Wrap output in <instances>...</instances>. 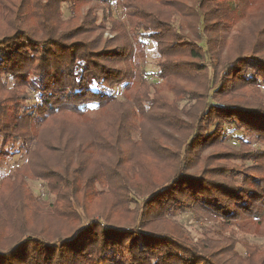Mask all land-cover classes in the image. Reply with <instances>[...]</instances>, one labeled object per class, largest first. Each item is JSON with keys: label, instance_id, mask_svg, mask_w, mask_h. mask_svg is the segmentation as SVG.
<instances>
[{"label": "trees", "instance_id": "trees-1", "mask_svg": "<svg viewBox=\"0 0 264 264\" xmlns=\"http://www.w3.org/2000/svg\"><path fill=\"white\" fill-rule=\"evenodd\" d=\"M86 1L0 0V143L10 148L9 159L15 155L21 159L15 173L2 179H7V186L0 195H9L16 185L19 190L11 199L17 204L22 194L30 198L23 189V176L39 180L53 197L48 217L61 220L56 226L13 224L0 234V264H102L99 249L103 252L119 243L127 229L142 241L128 249L134 255L132 264H264V255L251 263L234 249L231 257L216 260L207 255H212L206 249L213 246H198L206 250L199 256L194 246L165 240L154 231L151 208L167 217L166 204L177 207L192 200L189 208L208 211L209 204L242 192L236 193L225 181L207 182L186 172L184 165L171 176L154 178L150 169L158 170L161 164L155 147L158 140L141 131L144 119L172 108L156 92L150 96L146 91L147 83L151 85L143 68L148 49L156 53L153 74L175 93H184L191 103L186 112L192 125L184 153L190 154L189 145L193 150L195 144L214 142L220 131L225 132L224 116L231 120L243 115L244 124L264 126V115L259 113L264 104L232 99L237 92L264 84L260 69L264 0H114L124 9L130 28L126 31L121 23H111L110 30L121 29L116 39L122 42L115 47H108L114 39L104 40L105 46L100 47V35L83 37L104 28L95 25L97 14L91 8L80 17L81 24L70 26L76 5ZM111 17L112 10L104 15L109 23ZM245 19L252 24L250 32L257 41H244L233 33ZM135 57L141 62L132 64ZM178 79L194 87L186 93L177 91L174 81ZM33 98L36 103L18 105ZM9 102L13 110L5 106ZM203 115L202 131L197 123ZM163 120L174 123L163 117L159 124ZM235 131L230 134L236 135ZM250 133L260 138L255 130ZM142 141L147 148L127 157L125 147ZM260 158L264 161V156ZM252 159L245 157L243 162ZM152 185L153 190L143 194ZM252 186L257 189V193L249 192L252 201L233 202V209L226 212L243 209L242 221L252 218L250 224L262 227L263 236L257 229L246 232L243 222H222L237 228L241 223L242 234L264 240V176ZM246 202L247 207L243 206ZM8 203L5 199L2 205ZM124 208L131 210L130 218L135 216L133 221L138 220L137 226L141 224L144 231L128 226ZM53 240L57 246L50 243Z\"/></svg>", "mask_w": 264, "mask_h": 264}, {"label": "rangeland", "instance_id": "rangeland-1", "mask_svg": "<svg viewBox=\"0 0 264 264\" xmlns=\"http://www.w3.org/2000/svg\"><path fill=\"white\" fill-rule=\"evenodd\" d=\"M100 2V0H88L83 3H78L73 13L75 14V18L70 20V26L74 27L81 24L80 17L84 16L86 11L91 8L93 14H97L95 25H101L104 28L88 32L85 36L83 35V37L89 39L100 35L102 39L100 47L105 46L103 42L107 39H114L110 42L108 47L121 45L122 40L118 38L116 39V36L120 35L121 29L117 28V30L112 31L110 28L112 22L115 24H118L119 22L125 27L126 31L130 30L127 17L123 11L124 9L117 5V3L115 4L114 0H107L106 3ZM112 2H114V4L109 9V5ZM102 9H104V15L112 10L110 23L105 20ZM249 23L250 21L246 19L240 21L239 27L235 28L233 33L242 36V38L244 37V41H257L258 38L253 37V34L250 32L253 31V28L251 26L252 24L250 25ZM249 32L250 34H248ZM131 59L132 64L134 61L141 62L140 58L135 57ZM144 61L143 68L145 69V76L147 81L151 83V85L147 83L146 91L149 92L150 96H153L156 92L168 102L169 106H172V108H168L169 111L158 110L152 116L153 118L149 116L147 119H144L141 126V131L147 138L155 137L158 140V144H156L155 147L157 154L159 155L158 157L161 160V164L158 165V170H155V167L150 169L152 176L154 178H158L164 174L171 176L176 168L179 169L181 165H184L186 172L194 173L202 179H205L207 182L225 181V183L229 185L231 189H234L236 193L239 192V190L242 192L241 196L233 194L227 196L226 200L219 201V203L209 204L210 206H208V208L210 209L208 211L197 208L194 209L193 207L189 208L188 205L192 200L185 203L180 202L177 204V207H173L169 203L166 204L168 209V212H166L168 214L167 217L163 216L160 210L151 208L154 211L151 214L152 221L150 222H153L156 225L154 231L160 233L159 235L161 238H164L165 240L172 238L177 240L178 243L180 242V245L194 246L195 253H198L199 256L205 254L207 250L212 251V255L207 254L208 256H212L216 260H225L227 259V255L231 257L230 251H233L234 249L237 254L245 256L246 259L252 263V260H256L258 255H264V251H262L264 249L263 237H257L251 233L242 234V229L244 227L241 223H239V227L237 228L234 224H226L222 221L243 222L245 223L244 230H246V232L251 231L252 229H257V232L263 236L262 227L258 226V228H255V224H250V222H253L252 218L242 221V216L246 214V211H243V209L242 211L235 210L233 213H227L226 211H228V208L233 209L231 203H237L241 199L251 202L252 198L249 197L251 191L257 193V189L253 187L252 184L253 182L258 181V177L264 176V161L260 158L264 156V126L252 127L249 124H244L242 122L245 121L243 115L233 117L231 120L228 118L229 116H224L222 126L224 125L225 132L220 131L214 142H200L199 144H195L193 150L189 145L188 149L191 151L190 154L184 153L183 147L186 145L185 142L189 139H187V136L192 125L189 116L190 114L186 112L191 109V103L187 101V97L184 93L176 92V94L172 89L164 86V84L161 83V80L153 74V71L156 68V53L154 49L147 50ZM260 63V69L264 72V62ZM117 67L119 66L117 65ZM174 87H177V91H185L186 93V91L192 89L194 85L188 81L186 82L178 79L174 81ZM240 93L243 95H239ZM232 99H238L240 101L246 99L250 102H258L257 104L263 105L264 84H261L258 88H248L246 90L244 89V91L237 92ZM36 101L37 98H33L27 102L20 101L18 105H22L23 103H36ZM11 105L12 102H9L5 106L9 110H13ZM237 110L239 109L237 108ZM230 113L231 112H227V114ZM259 113L264 115V111ZM250 115L254 116L257 114ZM163 117H168L174 123L169 120H163V124H159ZM204 118L205 115L201 116L197 123L199 130L202 131L205 125L202 121ZM258 120H261L259 116ZM155 123H158V125H155ZM229 129L232 131L228 132ZM252 129L259 133V139L250 133ZM233 130H236V135L230 134L233 133ZM221 132L223 134H221ZM125 148L127 157L136 156L140 150L147 148V143L142 141L139 145H127ZM9 151H11L9 147H3L0 143V181L9 173L14 172L16 170H14V167L21 163V159L17 155L12 159H9ZM245 157H251L253 159L249 160L248 163H245L243 162ZM18 179L19 178H16L15 181ZM23 179V189L29 193L30 198L22 194V197H19L18 203L12 204L16 199L11 198L15 197V192L19 190L16 185L11 187L10 190L12 191L9 195H0V234L6 232L13 224L16 226L21 224L22 221H26L27 224H32L36 227H40L41 224H46L48 226L61 224L59 218L48 217L51 211L49 204L53 197L47 192L44 186L45 184H41L39 180H31L24 176ZM2 184L0 190L4 189L3 186H7V179L5 182L2 180ZM141 185L146 186L144 182L141 183ZM153 187L154 185L151 187H145L143 194H149L153 190ZM7 190L8 189L5 191ZM214 193L216 192L214 191ZM5 199H9L10 203L3 206L2 203L4 204ZM199 200L200 199L198 198L197 201ZM114 202L118 201L114 199ZM241 203H238L240 207H242ZM247 203L248 202L244 203L243 206L247 207ZM132 207L137 208V205H132ZM136 213L137 211L134 214L136 215ZM123 215L127 217L125 222L130 223V225H128L129 227H138L141 231L145 230L141 227V224V226H137L138 220L133 221V219L136 218L135 216L134 218H130L132 215L130 209H125ZM220 215H222V219ZM247 223H249V225H247ZM143 224L145 225V221ZM168 230L173 232L171 233V231L169 232ZM96 231H99V228H96ZM132 233L131 230L127 229L126 234L121 237L119 243L107 246L103 252L102 248L99 249L102 264H114L116 261H119L122 264H132L131 260L134 255L129 253L128 249L130 247L134 249V247L141 245L142 242L140 237L135 238ZM10 241V239L6 240L2 245L9 243ZM48 243L46 247L48 246ZM50 243L56 246L58 244L57 240H53ZM198 246L213 247L212 250L206 248V250H204L198 248ZM245 246L248 247L246 254L244 250ZM88 248L91 249V245ZM93 250L95 251L96 249Z\"/></svg>", "mask_w": 264, "mask_h": 264}]
</instances>
